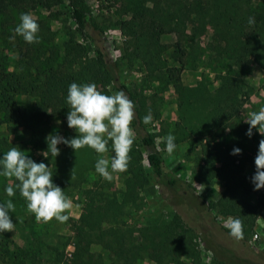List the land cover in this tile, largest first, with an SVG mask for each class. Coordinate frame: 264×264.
Returning a JSON list of instances; mask_svg holds the SVG:
<instances>
[{
    "label": "rangeland",
    "instance_id": "374dc122",
    "mask_svg": "<svg viewBox=\"0 0 264 264\" xmlns=\"http://www.w3.org/2000/svg\"><path fill=\"white\" fill-rule=\"evenodd\" d=\"M86 1L91 9L89 16L105 26L104 34L113 41V56L121 62L118 70L120 82L129 90L141 91L148 96L155 94L149 104L153 102L154 109L161 114L159 120L151 122L160 134L156 139L157 149L167 167L189 185V188L172 190L157 184L151 177L149 185L142 191L141 201L127 208L125 220L136 229L155 219H168L178 211L193 229V240L201 250L197 264H210L214 251L220 253L223 250L257 260L261 249L250 240L242 244L225 231L230 216L207 211L204 198L218 199L224 185L219 179L202 182L195 178L193 161L201 149L198 138L217 140L223 132L228 142L239 143L242 151L252 153L245 173L252 171L259 141L264 139V135L253 128L249 138L245 134L249 128L245 120L250 113L264 108V0ZM19 3V0H0V70L37 80L51 66L66 69L64 46L68 33L72 32L79 41L82 40L69 18L66 3L51 9L23 8ZM134 9L145 10L148 15L157 14L167 29L160 39L171 44L168 52L175 54L173 44L179 41L184 52V65L177 87L169 79H164L161 84L148 82L137 63L130 66L121 59L126 38L121 34L118 22L129 18ZM21 13H31L37 18L39 43H27L14 32ZM249 17L255 18L254 24L248 23ZM88 44L92 55L93 46ZM169 62L178 65L171 58ZM126 94L129 97L128 92ZM15 101L18 105L32 106L35 99L29 94L19 93ZM228 110L233 112L232 117L227 118ZM50 124L49 134L58 133L66 139L77 135L74 128L68 127L67 118H61L53 111L50 112ZM169 133L175 136L176 144L171 154L166 151L164 142ZM12 147L21 149L37 163L50 166L53 183L61 187L72 201V209L66 213L69 219L79 217L84 209L82 191L94 183L115 191L121 197L123 174L112 173L113 179L107 181L95 170L99 158L110 160V152L98 154L87 146L74 152L70 146L61 143L57 145L60 149L58 156L54 157L49 152L45 157L44 151L31 147L27 129L2 122L0 158ZM144 165L151 176L146 161ZM15 183L18 181L14 177L0 175V203L12 200L15 205V212H9L15 223L14 231L0 233V264H71L69 253L74 248L70 244L72 231L69 219L64 223L55 218L47 223L37 222L18 189L15 196L7 195L6 187ZM248 200L255 203L256 196L250 194ZM257 224L264 227V207L257 216L255 226ZM91 251L102 255L101 264L109 263L110 253L102 245L92 244ZM181 262L191 263L180 259L163 264ZM136 264L155 263L143 255Z\"/></svg>",
    "mask_w": 264,
    "mask_h": 264
},
{
    "label": "trees",
    "instance_id": "16d2710c",
    "mask_svg": "<svg viewBox=\"0 0 264 264\" xmlns=\"http://www.w3.org/2000/svg\"><path fill=\"white\" fill-rule=\"evenodd\" d=\"M19 2V6L23 8L45 9L66 3L69 18L75 24V30L82 40L79 41L74 33H68L64 46L66 69L51 66L37 80L0 70V123H13L14 126L27 129L31 147L47 151L46 137L51 131L50 112L67 118L70 110L67 90L71 83H95L98 89L107 95L114 94L112 89L124 90L135 104V119L131 127L137 137L130 152L128 169L121 173L124 176L121 197L115 191L96 183L83 189L84 209L78 218L69 219L72 231L70 244L74 248L70 253V263L101 264L102 255L91 251L92 244L96 243L109 251L108 264H136L143 255L155 264L176 262L180 259L191 261L180 264H197L201 250L193 240V229L187 224L182 213L177 211L168 219H155L136 229L124 218L127 208L141 201L142 191L149 185L151 177L157 184L168 189L189 188L188 184L167 167L159 153L156 139L160 134L156 126L143 123V117L149 112L153 119L161 118L160 111L154 109L153 102L149 104L155 94L148 96L141 91L129 90L120 82L118 70L121 62L113 56V41L104 34L105 26L89 16L91 9L86 0ZM118 25L121 34L126 38L121 59L130 66L137 63L148 82L161 84L164 79H169L172 85L177 87L184 65V52L179 46V41L173 44L176 53L168 52L171 44L160 39L167 29L157 14L148 15L145 10L134 9L131 16L120 20ZM88 43L93 46L92 55ZM166 53L168 56H165ZM170 58L178 65H172ZM19 93L33 96L34 104L18 105L15 96ZM226 115L227 118L232 117L233 112L228 110ZM197 141L201 144V149L193 161L196 165L194 177L202 182L219 179L224 185L218 199L204 198L206 209L215 215L239 218L243 222L244 238L237 241L247 244L257 216L264 207V188L254 190L251 180L256 171L255 163L252 171L245 173L246 165L252 160V153L241 150L239 154H231L233 148L240 149L241 146L239 143L228 142L223 132H220L217 140L207 141L202 137ZM108 152L111 157L114 155L111 141L108 144ZM145 161L151 176L144 165ZM250 194L256 196L255 203L249 202ZM224 229L230 235V230ZM224 251H214L210 264H264V247L261 248L257 260Z\"/></svg>",
    "mask_w": 264,
    "mask_h": 264
},
{
    "label": "clouds",
    "instance_id": "9594fccd",
    "mask_svg": "<svg viewBox=\"0 0 264 264\" xmlns=\"http://www.w3.org/2000/svg\"><path fill=\"white\" fill-rule=\"evenodd\" d=\"M20 22L14 32L23 37L27 43H39V23L31 13H21ZM250 25L255 23L254 17H249ZM67 103L70 110L67 114V125L74 128L77 135L66 139L57 134L46 137L48 150L42 154L45 157H56L60 153L58 144L70 146L74 152L85 146L95 150L98 154L108 152L109 141L112 142L114 155L111 160L99 158L95 163L96 172L107 181L113 179L112 173L127 171L131 161L130 152L135 140V133L131 127L135 119V104L124 90L112 95L104 94L95 83H71L67 90ZM153 120L151 113L143 117V123L149 124ZM249 128L246 135L252 136V129L256 128L264 135V108L252 112L245 120ZM166 151L171 154L176 148L175 136L169 133L165 138ZM241 149L233 148V155L239 154ZM256 171L251 177L254 190L264 188V139L259 141L258 152L255 156ZM109 164L111 172L109 171ZM0 175L12 178L18 183L10 184L5 191L9 197L16 194V189L27 201L29 212L34 214L37 222H50L53 218L64 223L69 219L66 214L72 209V201L63 189L53 183V170L43 162H35L24 151L17 147L10 148L0 158ZM72 178V175H71ZM203 185V184H200ZM204 186L200 188L199 193ZM199 195V194H198ZM15 212L12 200L0 203V233L15 229L9 212ZM230 235L236 240L244 238L243 222L239 218H230L225 224Z\"/></svg>",
    "mask_w": 264,
    "mask_h": 264
},
{
    "label": "built area",
    "instance_id": "2783aa9c",
    "mask_svg": "<svg viewBox=\"0 0 264 264\" xmlns=\"http://www.w3.org/2000/svg\"><path fill=\"white\" fill-rule=\"evenodd\" d=\"M249 242L253 244L256 248L261 249L262 247H264V227L262 224L260 225L257 224V226L254 227V230H253V233H252V236Z\"/></svg>",
    "mask_w": 264,
    "mask_h": 264
}]
</instances>
